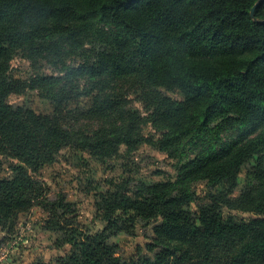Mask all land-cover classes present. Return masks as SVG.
I'll return each instance as SVG.
<instances>
[{
  "label": "trees",
  "instance_id": "1",
  "mask_svg": "<svg viewBox=\"0 0 264 264\" xmlns=\"http://www.w3.org/2000/svg\"><path fill=\"white\" fill-rule=\"evenodd\" d=\"M85 33L99 50L82 47ZM50 39L70 42L82 63L67 66L55 53L63 76L30 85L4 74L13 51ZM122 78L142 90V123L151 134L141 132L137 119L110 121L119 100L102 96L101 81ZM77 79L91 82L85 95L70 90ZM61 84L70 87L53 98L52 116L8 101L28 88ZM80 95L89 105L77 117L106 127L87 135L70 127L65 117ZM220 118L249 132L182 162L178 148L212 136L210 124ZM140 146L177 155L175 179L107 182L96 203L105 226L96 233L65 221L69 205L62 199L46 204L33 178L63 150L115 158ZM263 152L264 0H0V168L4 159L11 175L0 178V231L12 234L21 213L41 206L50 217L46 230L71 247L57 264H264V158L249 170L252 182L234 195L242 167ZM197 182L217 190L192 213L186 191ZM236 212L250 217L236 219ZM138 221L154 224L152 238L134 255L117 256L109 239L130 235Z\"/></svg>",
  "mask_w": 264,
  "mask_h": 264
},
{
  "label": "rangeland",
  "instance_id": "2",
  "mask_svg": "<svg viewBox=\"0 0 264 264\" xmlns=\"http://www.w3.org/2000/svg\"><path fill=\"white\" fill-rule=\"evenodd\" d=\"M67 28L79 30V27L74 25ZM49 43L53 44L51 49H47ZM80 43L89 51L100 49L97 42L90 43L87 33L81 36ZM45 44L13 51L3 67L4 74L30 85L44 77L63 76L58 56L70 67L82 63L81 51L72 49L66 39L59 42L57 39H50ZM101 83L106 87L102 96H114L119 100L116 113L110 121L116 123L120 118L125 121L137 119L140 122L141 132L144 135L151 134L150 126L142 123L143 118H147V111L144 108L140 87L126 78L105 79ZM69 87L61 84L28 88L21 96L10 97L8 101L13 107L27 108L39 115L52 116L53 98L59 96L64 88L69 89ZM90 87L91 82L88 80L77 79L72 82L70 90L73 94L80 92L85 95ZM163 93L172 99L181 98L178 93ZM88 105L89 97L80 95L68 109L70 114H73L65 117L70 127L81 135L91 134L94 130L107 126L105 121L77 117L76 111L86 110ZM210 127L214 133L212 136L206 134L200 144H184L178 148L182 162L206 153L208 149L217 150L221 145L233 142L242 134L249 132L245 125L235 124L224 118L215 119ZM176 156L147 146H140L132 152L122 150L115 158H98L89 155L86 151L63 150L53 164L44 167L37 175H33V178L43 189L42 197L46 204L62 199L69 205L72 213L64 217L65 221H71L90 233H96L105 226L96 214V203L99 195L109 189L107 182L128 180L132 184L136 182L153 184L173 181L176 176L175 168L178 165ZM260 157L264 158V152L242 167L237 177L235 196L252 182L249 170L260 161ZM7 165L8 163L1 159L0 178L11 176ZM216 190L217 188L211 189L205 182H197L189 186L186 191L191 197L188 210L195 213L197 206L204 202L207 195ZM233 215L236 219L250 217L248 214L238 212ZM49 218L44 208L34 206L28 212L19 215L12 234L8 235L0 231V264H57V259L67 255L71 247L62 244V235L46 230ZM153 226V223L145 224L138 221L130 235L120 233L110 238L108 242L116 245L117 256L130 257L136 253L138 247L150 241L153 236Z\"/></svg>",
  "mask_w": 264,
  "mask_h": 264
}]
</instances>
